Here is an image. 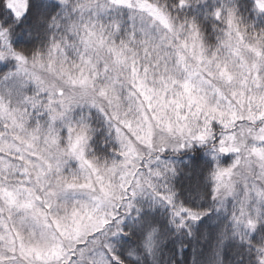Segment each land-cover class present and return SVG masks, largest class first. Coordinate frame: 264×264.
Instances as JSON below:
<instances>
[{
  "label": "snow or ice",
  "instance_id": "1",
  "mask_svg": "<svg viewBox=\"0 0 264 264\" xmlns=\"http://www.w3.org/2000/svg\"><path fill=\"white\" fill-rule=\"evenodd\" d=\"M0 264H264V0H0Z\"/></svg>",
  "mask_w": 264,
  "mask_h": 264
}]
</instances>
